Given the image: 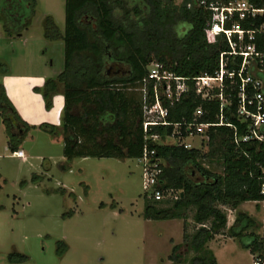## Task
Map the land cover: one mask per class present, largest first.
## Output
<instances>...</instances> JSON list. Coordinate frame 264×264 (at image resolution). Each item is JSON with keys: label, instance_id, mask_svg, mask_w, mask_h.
<instances>
[{"label": "trees", "instance_id": "1", "mask_svg": "<svg viewBox=\"0 0 264 264\" xmlns=\"http://www.w3.org/2000/svg\"><path fill=\"white\" fill-rule=\"evenodd\" d=\"M230 1L233 0H64L62 33L50 17L43 23L44 38L62 42L61 72L55 79L45 81L41 89L45 109L50 107V97L58 89L61 91L62 156L66 160H139L143 150L152 152L150 160L164 163L157 165L159 174L154 188L162 197L168 193L175 195L172 200L161 202L143 195L141 217L150 221H181V244L193 252L189 264H216L205 245L225 228L226 217L220 207L233 211L246 202L262 203L261 233H247L254 223L247 215L238 213L228 229L229 238H236L253 261L264 264V193H260L262 186L264 191V143L233 144V133L242 134L244 130L235 117L239 84L236 73L241 58L227 54L230 50L222 33L215 36L213 43H207L204 36L212 14L209 5L220 8ZM248 2L264 7V0ZM33 13V0H0V16L9 21L3 27L5 35L18 37ZM235 21H226L223 28L229 29ZM262 21L264 18L238 24L250 30ZM178 23L182 30L175 35L171 29ZM255 45L260 49L264 40L257 36ZM222 53L224 70L233 77L223 76L220 91H210L215 97L201 99L195 94L192 79L202 75L214 77ZM152 61L160 67L159 71L183 80L185 91L177 99L172 81V97L168 100L162 95L165 82L155 83L147 78V66ZM4 73L5 67L0 64V74ZM259 77L264 80V75ZM154 88L160 107L166 111V125L147 126L144 131V108L154 103ZM218 94L228 103L221 107V112ZM196 109L200 110L197 118L193 116ZM220 115L221 125H217ZM0 119L8 149L13 152L22 134L31 128L20 121L1 87ZM193 121L216 125L205 130V154L151 139L156 137L161 142L169 138L174 124L180 126V137H185L183 126ZM38 129L50 136L55 134L51 126L41 125ZM208 158L219 162V175L200 165ZM190 210L195 227L188 234L185 222ZM60 246L58 254L65 249L62 243ZM178 249V245L171 248L167 258L171 263L179 260ZM24 260L19 254L8 255L12 263Z\"/></svg>", "mask_w": 264, "mask_h": 264}, {"label": "rangeland", "instance_id": "2", "mask_svg": "<svg viewBox=\"0 0 264 264\" xmlns=\"http://www.w3.org/2000/svg\"><path fill=\"white\" fill-rule=\"evenodd\" d=\"M33 1L34 13L19 37H7L0 21V64L16 73H59L62 42L46 40L43 23L50 17L62 33L64 0ZM0 19L9 22L3 16ZM171 30L179 35L182 26L174 24ZM154 64L152 61L147 66L148 73ZM210 87L215 89L217 83L211 82ZM146 118L155 119L152 114ZM155 141L165 145L181 142L172 138ZM183 142L203 154L208 151L204 135H194ZM21 148L24 163L3 150L0 130V264H189L193 252L181 244V221H143L140 216L145 195L140 162L110 158L67 162L61 159L60 147L39 131H30ZM200 165L212 174L221 172L215 158L201 161ZM174 195L168 193L160 202L170 201ZM220 210L226 225L215 235L216 244L209 249L217 254L219 264H253L251 255L237 239L229 238L228 229L235 216L243 213L254 223L247 233L259 236L262 203H242L234 211L224 207ZM192 214L193 210L186 212L188 234L195 227ZM226 238L228 241L222 245ZM60 243L65 249L58 254ZM177 245L179 260L171 263L167 258ZM13 253L25 260L9 262L8 255Z\"/></svg>", "mask_w": 264, "mask_h": 264}, {"label": "built area", "instance_id": "3", "mask_svg": "<svg viewBox=\"0 0 264 264\" xmlns=\"http://www.w3.org/2000/svg\"><path fill=\"white\" fill-rule=\"evenodd\" d=\"M211 11V20L207 29L204 30V36L207 43H213L215 36L222 33L228 43L230 52L227 53L231 56H237L241 58L239 69L236 76L239 79L237 91L235 95V117L240 124L244 125L242 134L233 133L232 142L235 145L239 143H249L251 141L256 143H264V95L262 93V83L258 80L254 74L260 72L264 68V46L260 49L256 48L255 40L259 36L264 40V21L250 30H244L238 24L241 21H254L257 18H264V7H255L248 0H233L226 5L217 8L209 5L208 8ZM232 22L229 29H224L223 25L226 21ZM244 40L246 43H244ZM220 54L218 60V71L214 77H207L205 75L192 79L193 88L196 95H199L201 99L210 100L215 96L210 95V91L213 90L210 87L211 82H216L220 91L222 77L226 76L228 79L233 77L232 73H227L224 70V63L222 61V55ZM160 67L154 64V68L149 70L147 75L148 79H153L155 83L165 82L162 95L170 100L172 92L170 90L169 82L174 84V98L177 99L180 93L185 91V85L180 78L173 77L171 74L165 71H159ZM179 82L180 85H175ZM211 88V89H210ZM154 103L147 109L144 108L145 122L142 125L143 130L147 126L153 125H166L164 119L166 117V111L162 109L156 98L155 88L153 89ZM219 101V112L221 107L227 105V101L222 98L220 94L217 95ZM152 114L154 121H149L146 115ZM193 116L195 118L200 116V110L196 109ZM221 125V115L218 117ZM210 124H200L194 121L187 124L184 127L185 137L179 135V125H173V131L169 138L173 140H181L178 144L183 149H191L189 144L183 142L188 137L194 135H204L205 130ZM229 126V125H227ZM152 141L157 140L156 137H151ZM16 158H22V152L18 151L12 154ZM152 152H146L143 150L141 158L138 160L141 163V189L143 194L150 197L153 201H160L162 195L154 188L156 185V179L159 174L157 169L158 162L150 160ZM261 194L264 193L263 186L261 187ZM253 264H259L258 260H254Z\"/></svg>", "mask_w": 264, "mask_h": 264}, {"label": "crops", "instance_id": "4", "mask_svg": "<svg viewBox=\"0 0 264 264\" xmlns=\"http://www.w3.org/2000/svg\"><path fill=\"white\" fill-rule=\"evenodd\" d=\"M0 21L3 22L4 26H6L3 20L0 19ZM59 73L58 71L57 72L53 71L51 72V74H49L46 70L42 71L41 73H37V74L16 73V72L9 71L5 67V73L0 74V87L4 93V97L6 98L8 103L11 105V107L13 108L14 112L16 113L20 121L24 123L27 127L31 128L30 130L22 134L20 141L15 144V147H16L15 150L11 152L9 151L8 146H7L5 127L2 124V122H0V128H1L0 130L3 136V150L5 151L7 150L8 152H10V157L12 158L14 157L12 155L13 153L21 151L23 155L22 158H16V157L14 158L19 160L22 163L26 161V158L23 154V150L21 148L22 144L25 141V139L28 138L30 131L42 132L38 129V127L41 125H47V126H51L54 128L55 130L54 136H50L46 133L45 134L50 137L51 142H55L60 147L61 159L67 162L73 160V159L66 160L62 156L60 117H61V112H62L63 100H62L60 89H58L57 92L50 97V107L48 109H45L44 101L41 97V89L43 87L44 82L47 80L55 79V77ZM259 75L260 76L264 75V68L260 72H257L254 74V76L258 80H260L262 83V93H263L264 80H262L259 77ZM76 159L84 160L87 158H76ZM89 159H92V158H89ZM101 159H108V158H101ZM110 159H114V158H110ZM116 160H120V159H116ZM123 160H126V159H123ZM63 189L64 188H62V190ZM246 203L259 204V203H254V202H246ZM100 206H102V204H100L99 207ZM143 221H150V220L143 219ZM165 221H171V220H165ZM261 223H262V218H261ZM260 232H261V227H260ZM217 237L218 236H214V238L211 241L206 243V246L208 249L212 244H216L215 241L217 240ZM228 239L229 238H226L225 240H223L221 244L223 245L224 243H226ZM209 250L212 252V255L215 259L216 264H219L218 257L216 256L217 254L214 253L211 249ZM217 250H219V248Z\"/></svg>", "mask_w": 264, "mask_h": 264}]
</instances>
